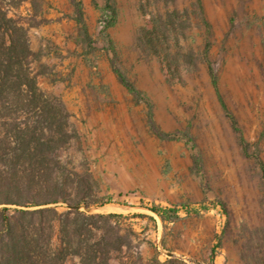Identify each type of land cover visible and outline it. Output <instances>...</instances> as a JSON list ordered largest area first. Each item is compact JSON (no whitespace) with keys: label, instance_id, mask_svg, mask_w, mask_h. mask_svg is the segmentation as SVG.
<instances>
[{"label":"rangeland","instance_id":"rangeland-1","mask_svg":"<svg viewBox=\"0 0 264 264\" xmlns=\"http://www.w3.org/2000/svg\"><path fill=\"white\" fill-rule=\"evenodd\" d=\"M78 1L81 22L72 0H26L9 10L51 67L40 88L70 114L55 176L71 184L76 173L91 174V197L113 204L90 212L127 215L146 258L242 264L243 242L264 226V0ZM107 3L117 21L103 29ZM155 20L162 31L150 34ZM151 123L180 138L159 137ZM216 199L231 213L225 233ZM183 203L202 214L182 211L183 219L163 224L148 208Z\"/></svg>","mask_w":264,"mask_h":264},{"label":"trees","instance_id":"trees-1","mask_svg":"<svg viewBox=\"0 0 264 264\" xmlns=\"http://www.w3.org/2000/svg\"><path fill=\"white\" fill-rule=\"evenodd\" d=\"M0 1V166H5L0 170V264H189L176 257L162 261L157 253L146 258L139 232L123 223L127 215L82 209L113 204L91 197L95 184L91 174L87 178L76 173L71 184L55 176L59 149L72 136L70 114L63 102L40 88L39 76L48 75L51 67L31 49L24 25L9 15L11 8L26 0ZM72 2L81 22L82 4ZM102 12V28L114 26L115 7L107 3ZM159 28L155 20L148 32L158 33ZM86 38L90 40L88 35ZM114 70L119 81L138 97L140 92L123 71L115 65ZM31 111L36 113V121H28ZM151 128L161 138H180L160 131L153 123ZM262 170L264 176V166ZM214 203L226 216L225 233L231 213L221 199ZM148 208L163 224L183 219L182 211L202 214L186 203ZM203 210L209 207L203 205ZM133 216L155 221L143 213ZM241 260L242 264H264V226L246 237Z\"/></svg>","mask_w":264,"mask_h":264},{"label":"water","instance_id":"water-1","mask_svg":"<svg viewBox=\"0 0 264 264\" xmlns=\"http://www.w3.org/2000/svg\"><path fill=\"white\" fill-rule=\"evenodd\" d=\"M70 207H73V206H70ZM73 208H76V207H73ZM83 209H85L86 211L90 212L92 208H86L85 206H82Z\"/></svg>","mask_w":264,"mask_h":264}]
</instances>
